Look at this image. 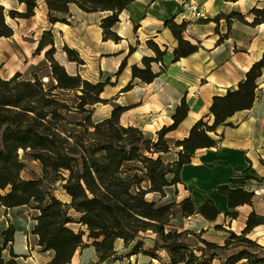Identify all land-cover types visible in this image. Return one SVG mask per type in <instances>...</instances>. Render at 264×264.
I'll return each mask as SVG.
<instances>
[{"label":"trees","instance_id":"trees-1","mask_svg":"<svg viewBox=\"0 0 264 264\" xmlns=\"http://www.w3.org/2000/svg\"><path fill=\"white\" fill-rule=\"evenodd\" d=\"M38 1L19 0L26 4V9H11L9 15L14 19L31 18ZM43 1L51 23L66 22V18L55 14L71 16V3L86 12L107 13L101 20L103 38L119 42L122 36L114 27L121 13L135 0ZM248 15H253L251 22L240 11L220 13L213 19L200 18L199 21L219 23L225 18L229 27L233 18L250 25L264 23V8L255 6ZM165 26L178 40L173 61L201 48L200 41L193 43L184 37L188 27L186 20L179 23L172 17L165 21ZM13 34L14 29L6 22L5 7L0 4V38ZM222 39L223 36L219 42ZM148 45L155 55H145L143 66H132V80L122 91L132 89L136 78L150 83L166 70L163 62L166 50L153 39L148 40ZM47 46H51L45 50L50 65L49 83L37 74L26 77L21 71L10 78L0 76V204L6 208L30 206L39 212L34 217L36 223L32 232L43 250L53 252L48 264H71L77 250L89 245L98 256L93 264H142L130 259L139 254L156 258L163 264H214L215 260L220 264H264V245L249 236L256 226L264 224V215L255 209L239 233L223 224L214 226L227 232L221 244L206 238L205 229L186 227L183 221L201 216L215 222L222 211L212 198L197 204L191 195L164 203L146 197L153 192L165 196L168 187L183 183V166L192 162L197 150L218 146L224 137L219 129L234 126L230 118L254 106L264 75V52L236 87L213 96L209 113L192 125L188 136L171 140L167 134L188 116L190 107L186 97L177 105L173 123L158 130L156 138L138 126L122 124L121 116L128 106L116 104L109 116L95 120L96 105L109 101L103 93L106 86L112 84L110 78L95 82L79 72L70 73L54 55L56 45L51 29L43 32L36 53ZM64 50L69 60L84 63L78 50L67 44ZM134 50L131 45L129 53ZM153 62L161 63L160 71L153 69ZM125 66L126 59L117 74ZM173 146L179 148L177 158L169 160L165 155H170ZM27 159L39 162L40 175L22 176L28 169ZM252 178L256 179L247 174L243 178H232L230 183H246ZM59 181L68 195L66 200L54 193ZM230 183L218 185L217 189L227 195L232 209L225 215L234 219L239 215L234 208L253 205L255 193L244 187H232ZM74 222L87 230H75L70 226ZM15 233L16 226L9 224L3 230L4 243H12ZM86 233L91 243L84 241ZM118 241L123 242L126 252L117 247ZM230 249L238 251L228 254ZM10 253L18 256L12 249ZM0 264L17 263L14 258L5 260L0 252Z\"/></svg>","mask_w":264,"mask_h":264},{"label":"crops","instance_id":"crops-1","mask_svg":"<svg viewBox=\"0 0 264 264\" xmlns=\"http://www.w3.org/2000/svg\"><path fill=\"white\" fill-rule=\"evenodd\" d=\"M255 6L264 8V0H135L128 9L121 13L120 21L114 27L123 37L121 41L103 40L102 28L93 26L94 37L87 40L86 43L79 42L78 39H85L87 34L91 35L92 33L89 28H84L83 32L79 33L83 35L78 36L77 42L72 47L81 51V57L85 62L93 60L99 63V70L104 71L107 76L116 73V79L111 80L110 78L112 84H109L115 94L111 92L112 94L110 93L108 97L113 95L119 104L129 107L121 116V122L124 125H135L145 131L157 132L162 127L173 123V114L177 105L183 97H186L190 107L188 116L177 129L167 134L168 137L174 139H183L188 136L192 125L209 113L213 96L224 94L229 88L236 87L249 70L248 68L259 60L264 52V23L250 25L233 18L229 27L225 18H221L219 23L214 20L200 22L199 19H213L220 13L229 14L232 11H240L246 14V19L251 22L253 15H248V13ZM45 7L48 12L46 4ZM84 12L86 15L101 13ZM200 13H202L201 16H199ZM172 17H175L179 23L184 20L188 22V27L184 32L186 39L193 43L201 42V48L198 51L182 57L178 61H173L174 49L178 46V40L170 28L165 26V21ZM224 21L226 29L222 28L225 25ZM79 22H83V20L80 19ZM53 24L56 26V23ZM89 27H91L90 24ZM226 34L227 37H225ZM221 36L224 39L219 42ZM149 39H153L163 50H166L163 59L166 70L150 83L142 82L136 78L133 81L132 89L122 91L125 85L132 80V66L134 64L143 66L145 55H155L152 49L145 46V41ZM130 45L135 48L131 54H129ZM83 49L90 54L89 59L85 56ZM125 59V68L117 74ZM67 60L68 66H73L74 72L69 70L70 66L67 67V64L61 63L67 67L70 73L81 72L76 61H71L68 57ZM79 65H87V63ZM152 65L155 71H160L161 63L153 62ZM261 89L262 82L259 92ZM259 92L251 109L236 112L230 118L234 126H223L219 129V132L224 133L219 145L198 149L192 162L185 164L181 172L184 185L186 183L199 188V191H207L202 202L205 198L210 197L222 211L215 222L209 223H217L223 215L224 223L227 224V226L225 224L223 226L238 233L246 226L248 215L252 210L255 209L264 215V164H261L262 160L264 162V114L252 112L258 104ZM149 114H152L153 117L148 118ZM249 173L256 179H249L246 183H230L232 178H243ZM250 180H257L259 184ZM205 182H208L209 185L205 186L203 184ZM226 183H230L232 187H244L255 193L253 205L244 204L234 208L239 213L238 217L234 219L225 215L226 211L232 209L229 207L227 195L217 189L218 185ZM219 200L226 205L225 208L219 206ZM38 213L36 210L34 217ZM35 223L34 218L33 228ZM18 233L16 229L12 242L13 247L10 246L18 256H12V258L17 264H27L29 257L27 260L19 262L20 255L14 250L18 242L20 246L23 244V237ZM251 234H255L256 238L254 239L264 244V224L256 226L250 232V237H252ZM225 238L222 239V242L213 241L222 244ZM36 239L37 244L33 248V252L47 256L43 262H40V258L35 254L30 258L34 264H48L53 257V252L43 250L38 244L37 236ZM87 243H91V240ZM87 248L93 249L94 258L92 261L96 262L98 256L95 248L89 245L77 250L71 264L88 263L78 259L83 256L82 251ZM235 250L230 249L228 254L235 253Z\"/></svg>","mask_w":264,"mask_h":264},{"label":"rangeland","instance_id":"rangeland-1","mask_svg":"<svg viewBox=\"0 0 264 264\" xmlns=\"http://www.w3.org/2000/svg\"><path fill=\"white\" fill-rule=\"evenodd\" d=\"M0 4H2L5 7L7 24H9L14 29V34L11 37L0 38V76L4 78H10L17 71H21L26 77H32L33 74H37L41 76V78L47 83L50 82L49 62L46 60L44 51H41L40 53H36L37 46L40 38L43 35V32L49 29L52 30L55 37V45H56V52L54 54L55 57L63 64H67V67L70 66L69 70L71 72H74L73 66L71 65L68 66V60H67L68 54L64 50V45L67 44L69 47L73 48L72 46L74 43L77 42L78 36L83 35L79 33L83 32L84 28H89V30L92 33L91 35L87 34L85 36V39H78V41L81 43L82 42L86 43L87 40H91V38L94 37V31H95L93 26L101 27V20L104 16L107 15V13L105 12L86 15L80 13L77 10V7H74L73 9H70L72 14L71 16L64 14H55V16H58L59 18H66L67 21L66 22L58 21L55 24L56 26H54V24L51 23L49 20L48 12L45 7V2L43 0L38 1V6L35 10L36 15L28 19L25 18L14 19L9 15V11L11 9L24 11L26 9L25 3L21 4L19 0H0ZM201 15L202 13L199 14V16ZM80 19H82L83 22H79ZM89 24L91 25V27H89ZM224 24L225 25L222 28L226 29L225 21ZM145 46L149 47L148 40L145 41ZM50 47L51 46H48V48ZM78 51L80 53V56H82L81 51L79 49ZM83 51L85 52V56L87 57V59H89L90 54H88V52L85 51L84 49ZM129 52H130V48H129ZM84 63H87V65H79V64L77 65L81 70L80 73L82 74V76L88 78L89 80L96 82L98 80H105L106 78H111V80L112 79L114 80L117 77L115 72L114 73L111 72L112 74L110 76H107V74L104 73V71L99 70V63L93 60H91L90 62L84 61ZM261 80H262L261 81L262 89L259 92V101L257 106L253 109L252 112L264 114V76L262 77ZM112 90L113 88L111 87V85L106 86V93L104 94L103 97L108 98L109 101L107 103H99L96 105L95 113H94L95 120H100L109 116L114 106L116 104H119L115 96L110 95V97H108L109 94L113 92ZM113 94H115V92H113ZM152 117H153L152 114L148 115V118H152ZM146 132L152 134L155 138L157 137V132L154 131H146ZM171 140H176V139L172 138ZM172 145H174L173 141H172ZM178 149L179 148H175V146H173L170 155H165V156L169 157V160H172L173 158H177L176 152L178 151ZM22 154L23 152H21V155ZM26 162L28 164V169L24 170L22 173V176L24 178H32L33 174H38V175L41 174V166L39 162L28 159L26 160ZM261 162H262L261 164H264L263 160ZM168 177L171 178V175H169ZM250 181L254 182L255 184H259L257 180H250ZM145 185H147V183H145ZM206 192L207 191L205 192L199 191V188L187 185L186 183L185 185L183 183H178L177 185L168 187L165 196H162L161 194H155L153 192V193H148L146 197L149 200H156L158 203H164L173 199L181 200L182 198L191 195L193 196L194 201L197 204H200L202 202V199L205 197ZM54 193L56 196H58L63 200H66L68 198V195L66 194L65 190L61 187V181L56 183ZM35 214H36V210H34L30 206H22L18 208L9 209L0 204V252L5 260L8 261L9 259L12 258V255L10 253V246L13 247V244L4 243L3 230L8 228L9 224L11 223L15 224L16 229L19 232L18 234L23 237L22 239L23 244L20 246L18 242L17 246L14 247V250L20 255L19 262H23L25 259L27 260V258L29 257L27 264H34L32 258H30L34 254L40 258V262H43L45 260V257L47 255L41 254L39 252H33V248H35V245L37 244L36 236L33 235L32 232ZM72 214L74 216H78L74 211H72ZM224 220L225 219L222 215L219 218L218 222L214 224L207 222L201 216H192L188 219H184L183 221L185 222L186 227L193 228L198 231L201 229H205L206 238L210 240H216L222 242L223 241L222 239L227 236V232L222 229H216L214 226L215 224H225L227 226V224L224 223ZM70 226H72L75 230H79V229L87 230L85 226H82L77 222L71 223ZM251 236H252L251 238L253 239L256 238L255 234H251ZM84 241L86 243L89 241L87 233L84 236ZM146 245L148 246L149 243H147ZM117 247L120 249L122 248L121 250L123 252H126L125 250H123L122 241H118ZM38 249L41 250L40 248ZM237 250L238 249H236L235 252ZM254 251L257 250L255 249ZM82 252H83L82 253L83 256L78 259L84 260V262H88L86 264H93L94 263V261H92L93 260L92 258H94L93 249L87 248ZM160 254L163 257H165V253L162 252ZM130 259L133 262L138 261L142 264H163L160 260L156 258H151L149 256H144L142 254H139L138 256H132L130 257ZM214 264H220V261L215 260Z\"/></svg>","mask_w":264,"mask_h":264},{"label":"bare ground","instance_id":"bare-ground-1","mask_svg":"<svg viewBox=\"0 0 264 264\" xmlns=\"http://www.w3.org/2000/svg\"><path fill=\"white\" fill-rule=\"evenodd\" d=\"M74 7H77V10L80 12V13H82V14H86L85 12H84V10H82V9H80L77 5H75L74 3H71L70 4V9H73ZM48 48V46L43 50L44 52H45V50ZM249 69V68H248ZM103 96H104V93H103ZM205 186H208L209 185V183L208 182H205V183H203ZM219 206H221V207H223V208H225L226 207V205L225 204H223V202L222 201H220L219 200ZM252 250H255V249H252Z\"/></svg>","mask_w":264,"mask_h":264}]
</instances>
